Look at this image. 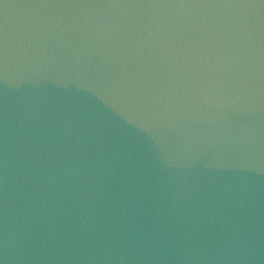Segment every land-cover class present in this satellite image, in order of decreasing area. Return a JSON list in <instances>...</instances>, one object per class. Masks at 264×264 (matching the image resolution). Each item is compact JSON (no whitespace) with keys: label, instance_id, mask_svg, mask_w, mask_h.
Returning <instances> with one entry per match:
<instances>
[{"label":"water","instance_id":"95a60500","mask_svg":"<svg viewBox=\"0 0 264 264\" xmlns=\"http://www.w3.org/2000/svg\"><path fill=\"white\" fill-rule=\"evenodd\" d=\"M0 264H264V0H0Z\"/></svg>","mask_w":264,"mask_h":264}]
</instances>
